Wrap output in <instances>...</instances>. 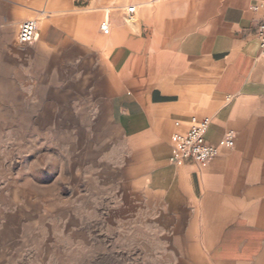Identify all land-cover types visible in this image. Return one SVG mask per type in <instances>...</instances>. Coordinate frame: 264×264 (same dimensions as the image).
<instances>
[{
    "label": "crops",
    "instance_id": "crops-1",
    "mask_svg": "<svg viewBox=\"0 0 264 264\" xmlns=\"http://www.w3.org/2000/svg\"><path fill=\"white\" fill-rule=\"evenodd\" d=\"M35 5L0 0V105L25 114L40 206L56 210L20 204L23 216L0 219V264H49L47 247L65 245L156 264H264V0ZM39 8L33 43L20 44L21 28L7 38ZM207 118L218 156L172 164L174 134Z\"/></svg>",
    "mask_w": 264,
    "mask_h": 264
},
{
    "label": "rangeland",
    "instance_id": "rangeland-1",
    "mask_svg": "<svg viewBox=\"0 0 264 264\" xmlns=\"http://www.w3.org/2000/svg\"><path fill=\"white\" fill-rule=\"evenodd\" d=\"M50 0H34L36 3L43 5ZM92 0H74L78 7L88 5ZM18 4H24V0H17ZM42 7V6H38ZM45 7V6H43ZM36 8V7H35ZM46 8V7H45ZM38 11L32 9V14L28 16L30 19H41L45 17L43 12L48 14L46 9ZM109 15V14H108ZM22 22L14 31H9L8 39H16L20 32ZM25 114L23 112H9L6 106L0 105V219L3 223L13 221L16 215H24L20 208V204L30 205L29 209H33L35 214H41L40 211L55 212V208H43L40 206L46 202L40 199V190L36 187L41 179V164L38 158H33L25 153V133L29 134L30 130L25 127ZM39 155L36 154L35 157ZM34 173V174H32ZM18 203V204H17ZM36 207V208H35ZM22 211V212H21ZM67 215V214H65ZM56 216V213L53 215ZM68 218V217H67ZM56 231L62 232L69 228V225L60 228V225L54 224ZM42 227L45 232L44 225H36ZM7 228V227H6ZM49 228L52 229L51 224ZM4 236L8 237L5 231ZM4 246L8 241L4 240ZM52 245L53 240L48 241ZM65 245V244H64ZM49 264H156L153 260L140 256L136 251L126 249H114L108 253L97 254L95 256H87L82 250L73 249L71 246H61L59 249H51L47 247Z\"/></svg>",
    "mask_w": 264,
    "mask_h": 264
},
{
    "label": "built area",
    "instance_id": "built-area-1",
    "mask_svg": "<svg viewBox=\"0 0 264 264\" xmlns=\"http://www.w3.org/2000/svg\"><path fill=\"white\" fill-rule=\"evenodd\" d=\"M136 7L130 6L128 12L134 14ZM101 29L104 33H109L110 25L108 20L103 21ZM39 31V20L29 19L21 26L19 42L26 47L34 42ZM258 36L261 41V49L264 53V23L258 28ZM211 120L204 119L200 123L189 127L184 132H176L173 136L172 156L170 161L172 164H180L186 162H194L198 165H205L218 156L219 149L211 146L206 142V134L210 128ZM179 125V124H177ZM236 133L227 131L224 135V144L227 148L235 145Z\"/></svg>",
    "mask_w": 264,
    "mask_h": 264
}]
</instances>
